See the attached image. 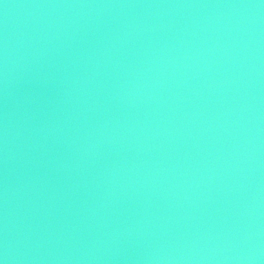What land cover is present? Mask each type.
Returning <instances> with one entry per match:
<instances>
[{
    "label": "water",
    "instance_id": "obj_1",
    "mask_svg": "<svg viewBox=\"0 0 264 264\" xmlns=\"http://www.w3.org/2000/svg\"><path fill=\"white\" fill-rule=\"evenodd\" d=\"M0 264H264V0H0Z\"/></svg>",
    "mask_w": 264,
    "mask_h": 264
}]
</instances>
